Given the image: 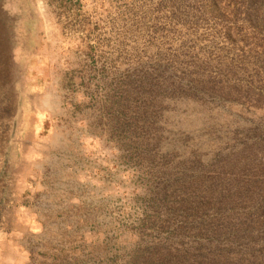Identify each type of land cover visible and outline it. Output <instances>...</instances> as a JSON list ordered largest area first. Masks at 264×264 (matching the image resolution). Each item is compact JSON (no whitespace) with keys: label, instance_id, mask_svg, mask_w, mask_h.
I'll return each mask as SVG.
<instances>
[{"label":"rangeland","instance_id":"374dc122","mask_svg":"<svg viewBox=\"0 0 264 264\" xmlns=\"http://www.w3.org/2000/svg\"><path fill=\"white\" fill-rule=\"evenodd\" d=\"M210 222L264 225V0H0V264H239Z\"/></svg>","mask_w":264,"mask_h":264},{"label":"trees","instance_id":"16d2710c","mask_svg":"<svg viewBox=\"0 0 264 264\" xmlns=\"http://www.w3.org/2000/svg\"><path fill=\"white\" fill-rule=\"evenodd\" d=\"M225 198L227 197L224 195L218 196L216 201L219 203L225 202ZM205 199V196L196 198L195 202L184 206L180 213L187 217H205L207 211L202 208V203L205 202ZM176 207L178 210L180 209L179 205ZM217 207L214 212L222 213V211L226 209V207ZM198 213L202 214L198 215ZM199 220L202 221L203 219L201 218ZM241 224H243V222L223 225L210 222L200 227L194 224L192 226L186 225L185 229L189 230L192 227V229L196 230L195 235H204V237L201 236V239L193 248H197L199 253H204L202 256L208 258L211 262H215L223 256H229L235 259V263L240 262L239 264H264V225L258 226L256 224L255 226H251L249 224ZM221 236L229 237H227L229 240L225 247L219 246L218 244L220 241L219 237ZM217 238L218 241H216ZM237 243L239 247H235ZM201 250H203V252Z\"/></svg>","mask_w":264,"mask_h":264}]
</instances>
